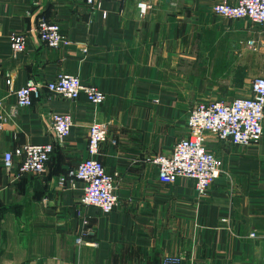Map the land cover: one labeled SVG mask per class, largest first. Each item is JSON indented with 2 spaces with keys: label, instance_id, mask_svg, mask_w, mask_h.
I'll list each match as a JSON object with an SVG mask.
<instances>
[{
  "label": "crops",
  "instance_id": "obj_1",
  "mask_svg": "<svg viewBox=\"0 0 264 264\" xmlns=\"http://www.w3.org/2000/svg\"><path fill=\"white\" fill-rule=\"evenodd\" d=\"M100 1L94 10L87 0H0V116L8 119H0V264H158L176 254L182 264H264V136L249 148L209 137L206 148L225 166L204 196L192 179L160 183L150 162L189 136L195 105L249 94L264 76V28L218 17L212 8L221 0H145V14L140 0ZM42 17L58 22L72 44L48 48L36 33ZM19 33L26 50L14 58L11 37ZM61 73L97 85L104 104L81 95L17 107L15 91L29 80ZM54 113L74 118L62 145L49 131ZM96 122L117 141L101 147L119 200L107 215L79 204L82 182L55 190L58 177L88 158ZM26 143L54 144L55 153L45 174L18 179V161L6 170L4 156ZM79 211L91 220L90 245L76 244Z\"/></svg>",
  "mask_w": 264,
  "mask_h": 264
},
{
  "label": "built area",
  "instance_id": "obj_2",
  "mask_svg": "<svg viewBox=\"0 0 264 264\" xmlns=\"http://www.w3.org/2000/svg\"><path fill=\"white\" fill-rule=\"evenodd\" d=\"M94 10L101 6L100 0H87ZM138 8L145 14L150 6L145 0H140ZM213 13L228 20L243 19L251 24L264 28V0H221L213 6ZM36 33L41 41L50 49H63L72 44L70 37L63 33L56 21L45 17L37 21ZM27 35L13 34L11 49L14 58L26 50ZM251 48L253 45L249 43ZM5 85L13 91L14 75L12 71L5 72ZM84 95L94 106H101L105 102V93L94 84L84 85L77 75L61 73L52 81L31 79L20 90L15 91L17 107L30 108L41 99L57 96L67 101H78ZM14 113L10 114V117ZM187 127L188 137L180 139L173 147L170 155H156L150 162L158 169L160 183L171 185L179 178L192 179L196 191L204 196L208 189L221 178L225 166L224 159L216 155L206 143L209 137L232 145L233 147L249 148L256 146L264 136V76L255 77L247 96H239L232 102H200L189 113ZM49 131L56 142L62 145L70 136L74 125V118L70 115L50 114ZM2 121L8 120L4 116ZM88 158L82 160L76 167L58 177L55 190H66L75 181L85 184L79 204L87 208L96 207L101 214L107 215L119 205L116 195V178L109 173L101 161V147L110 141L116 145L117 141L110 137L108 124L93 123L89 127ZM54 144L30 143L21 144L12 151L5 152L4 168L11 170L17 165V178L26 175L39 176L47 172L48 163L55 153ZM48 203L47 199L43 200ZM80 229L76 238L79 246L90 245L87 238L93 234L91 220L84 211H79ZM254 238L255 234H251ZM96 246V243L92 242ZM181 254L168 255L158 264H182Z\"/></svg>",
  "mask_w": 264,
  "mask_h": 264
},
{
  "label": "trees",
  "instance_id": "obj_3",
  "mask_svg": "<svg viewBox=\"0 0 264 264\" xmlns=\"http://www.w3.org/2000/svg\"><path fill=\"white\" fill-rule=\"evenodd\" d=\"M46 18V17H45ZM47 19V18H46ZM54 155V154H53ZM53 155H52V157H53ZM52 157H51V159H50V161H49V163L51 162V160H52ZM49 163H48V165H49Z\"/></svg>",
  "mask_w": 264,
  "mask_h": 264
}]
</instances>
